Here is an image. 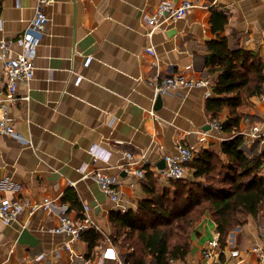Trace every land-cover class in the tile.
<instances>
[{
  "label": "crops",
  "instance_id": "1",
  "mask_svg": "<svg viewBox=\"0 0 264 264\" xmlns=\"http://www.w3.org/2000/svg\"><path fill=\"white\" fill-rule=\"evenodd\" d=\"M36 1H2L0 39L13 40L15 50L20 49L16 38L33 17ZM162 1L75 0L74 51V1L55 0L48 6L34 78L19 82L21 98L9 105L11 121L29 142L0 132V197L28 196L39 201L50 197L53 203L33 215L25 212L10 224L0 220L1 264H114L101 257L108 245L105 234L113 232L110 213L120 207L88 173L102 167L117 177L124 210L136 209L146 195L145 180L129 175L121 165L127 152L136 158L144 153L145 165L166 185L157 169L165 167L164 155L178 143L196 150L219 148L222 141L242 131L249 154L264 148L259 142L247 143L245 134L252 124L264 131V86L261 94L244 99L238 131L211 128L210 122H223L229 109L214 118L206 107L218 77L207 66L208 41L217 37L212 12L218 9L228 15L220 35L228 37L232 49L256 51L264 61V0H195V7L183 18L164 21L149 36L147 18ZM172 73L204 77L210 85L179 87L156 96L150 81L157 74ZM5 86L0 80V102L5 100ZM69 188L84 206L83 217L63 201ZM63 214L94 219L105 243L91 248L83 238L70 240L66 233L55 232ZM240 215L244 222L230 231L226 246L215 248L208 257L204 250H209L219 232L206 213L190 231L189 254L177 263L264 264L251 250L264 239V207L258 218L244 211ZM25 228L35 236L36 245L19 241ZM234 249L240 251L238 256L232 255ZM147 264H155L154 259Z\"/></svg>",
  "mask_w": 264,
  "mask_h": 264
},
{
  "label": "trees",
  "instance_id": "2",
  "mask_svg": "<svg viewBox=\"0 0 264 264\" xmlns=\"http://www.w3.org/2000/svg\"><path fill=\"white\" fill-rule=\"evenodd\" d=\"M210 20L217 37L208 41L207 66L218 77L206 107L214 118L228 108L222 130L238 131L243 118L239 108L244 99L262 93L264 61L256 51L232 49L228 37L220 35L228 23L224 11L214 9ZM244 143L245 136L237 134L222 141L219 148H201L187 164L191 175L170 179L166 185L159 183L149 166H144L145 197L136 209L110 213V238L118 250L126 249L127 264H147L150 259L155 264H172V260L184 259L191 250L190 231L206 213L217 224L221 247L226 246L230 231L244 222L241 212L259 217L264 207V149L249 154ZM63 201L78 216H84V206L74 189L66 191ZM82 238L91 248L105 243L94 226L83 231Z\"/></svg>",
  "mask_w": 264,
  "mask_h": 264
},
{
  "label": "built area",
  "instance_id": "3",
  "mask_svg": "<svg viewBox=\"0 0 264 264\" xmlns=\"http://www.w3.org/2000/svg\"><path fill=\"white\" fill-rule=\"evenodd\" d=\"M54 1H36L33 17L30 19L26 29L16 38L20 49H13V40L0 39V80L6 85L5 100L0 102V132L19 138L27 143L29 141L17 131L9 117V105L21 98L18 96L19 82L25 81L26 83H30L34 78L36 49L45 34L46 25L49 20L47 8ZM196 3L195 0H183L180 4H175L173 0H163L157 6L154 13L147 18V34L152 36L164 21H174L183 18L190 9L195 7ZM148 51L154 55L156 54L153 47H149ZM150 83L154 85L156 96L169 93L171 90L179 87L191 88L210 85L209 79L207 78H195L182 73H172L164 76L157 74ZM210 127L222 131V123L218 120H212ZM239 134H244V132L240 131ZM245 134L248 135L249 141L247 143L259 142L261 145H264V131L258 124H252L250 130ZM196 151L193 146L178 143L174 151L164 155L165 167L157 169L161 180L164 183H169L170 179L185 177L187 175V164L195 157ZM93 152L96 156L95 149H93ZM125 156L126 159L121 165L125 168L126 172L139 179L147 180L146 169L144 168L145 163H147L145 154H142V158H136L133 153L127 152ZM88 175L118 204L121 210L125 209L124 194L117 177L108 173L102 167L92 169ZM52 203L53 200L50 197H45L41 201L33 200L28 196L16 197L14 199L0 197V220L10 224L17 220L23 213L27 212L33 215L41 209L49 207ZM63 208L64 211L68 210L66 205H63ZM91 226L102 231L91 217L79 220L73 218L71 215L63 214L60 217L58 225L54 227V231L57 233H66L70 240H77L81 239L83 231ZM105 237L108 245H105L101 258L103 260L108 259L114 264H127L125 262V254L119 252L113 245L110 235L105 234ZM209 244V250H204L205 256L208 257L212 255L215 248L220 247V234L217 233ZM66 246L68 248L70 247L69 241L66 242ZM251 250L257 253L260 260L264 262V239L262 242L254 244ZM239 252L238 249H234L232 255L238 256ZM177 261L172 260L171 263L175 264ZM180 262L177 264H194L193 262Z\"/></svg>",
  "mask_w": 264,
  "mask_h": 264
},
{
  "label": "water",
  "instance_id": "4",
  "mask_svg": "<svg viewBox=\"0 0 264 264\" xmlns=\"http://www.w3.org/2000/svg\"><path fill=\"white\" fill-rule=\"evenodd\" d=\"M74 1V28H73V51L75 50L74 48V43H75V20H76V2ZM243 148L246 150V145L243 146ZM264 149V148H263ZM199 151V149H197ZM163 165L165 166V160H163ZM19 241L22 243H28L30 245H36L37 241L35 236L30 233L29 229L25 228L21 231V234L19 236Z\"/></svg>",
  "mask_w": 264,
  "mask_h": 264
},
{
  "label": "rangeland",
  "instance_id": "5",
  "mask_svg": "<svg viewBox=\"0 0 264 264\" xmlns=\"http://www.w3.org/2000/svg\"><path fill=\"white\" fill-rule=\"evenodd\" d=\"M257 97V101H259V98H258V96H256ZM186 171H187V175H186V177L187 176H190L191 175V169L188 167V169H186ZM188 172H189V174H188ZM112 234V233H111ZM111 236V235H110ZM121 250H124V251H126V249L125 248H123V249H121ZM120 251V250H119Z\"/></svg>",
  "mask_w": 264,
  "mask_h": 264
}]
</instances>
